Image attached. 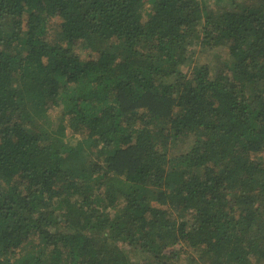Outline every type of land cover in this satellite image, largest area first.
I'll return each instance as SVG.
<instances>
[{
  "label": "trees",
  "instance_id": "1",
  "mask_svg": "<svg viewBox=\"0 0 264 264\" xmlns=\"http://www.w3.org/2000/svg\"><path fill=\"white\" fill-rule=\"evenodd\" d=\"M0 264H264V0H0Z\"/></svg>",
  "mask_w": 264,
  "mask_h": 264
}]
</instances>
